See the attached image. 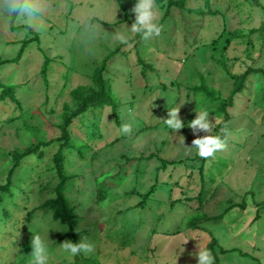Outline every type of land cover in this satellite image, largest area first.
<instances>
[{"label":"rangeland","instance_id":"obj_1","mask_svg":"<svg viewBox=\"0 0 264 264\" xmlns=\"http://www.w3.org/2000/svg\"><path fill=\"white\" fill-rule=\"evenodd\" d=\"M173 1L147 41L127 29L137 0H39L35 30L0 14V60L39 38L0 66V264H32L34 235L48 264L81 239L100 264H198L199 247L264 264V0ZM201 110L225 141L210 158L186 148Z\"/></svg>","mask_w":264,"mask_h":264},{"label":"clouds","instance_id":"obj_2","mask_svg":"<svg viewBox=\"0 0 264 264\" xmlns=\"http://www.w3.org/2000/svg\"><path fill=\"white\" fill-rule=\"evenodd\" d=\"M132 12L135 14V20L130 27H127L129 34L139 35L145 41L160 34L161 26L156 20L154 0H137ZM0 14L12 18L13 22L18 20L34 30L42 26L40 22L42 6L39 0H0ZM119 40L121 43H128L126 35H119ZM178 112L179 110H170V118L164 120L169 128L176 131L184 127ZM197 113L196 118L190 121V127L194 134H197V138L194 139L191 147H185L194 150L201 158H210L225 147V141L222 136L211 134L215 121H210V113L207 110L197 111ZM119 131L122 135H127L132 132V125L124 123ZM201 131L208 134L201 137L198 135ZM32 248V264H48L50 250L41 236L34 235ZM60 248L68 254L70 259L94 250V246L83 239L79 242L65 241ZM194 255L197 257L198 264H214V257L207 249L199 247V251Z\"/></svg>","mask_w":264,"mask_h":264},{"label":"trees","instance_id":"obj_3","mask_svg":"<svg viewBox=\"0 0 264 264\" xmlns=\"http://www.w3.org/2000/svg\"><path fill=\"white\" fill-rule=\"evenodd\" d=\"M185 2H186V0H181V1H173L172 3H173L174 5H177V6L182 7V6L184 5ZM33 41H37V42H39V38L36 36V37H34V38H31V39H25V40L23 41V44H22V46H21V48H20V50H19L17 56H16L15 58H13V59L0 60V66H2V65L5 64V63L18 62V61L22 58V56H23V54H24V52H25L27 46H28L31 42H33ZM243 77H244V76H243ZM203 90H205L206 93L210 94L209 89H203ZM210 95H213V94L211 93ZM230 103H231V102H229V104H230ZM88 108H89V104H88V102H83L81 105L78 106L77 109L72 110V112H71V114L69 115V117H68L66 123H67V122L69 123L71 120H73V118H75V117H77L78 115H80V114L86 112V111L88 110ZM63 138L65 139V142L69 141V135H68V131H67V128H66V127L64 128ZM32 152H33V151H30V150H29V151H26L25 153L21 154L19 157H17V159H16V165L20 162V160H21L22 158H24L25 156H27L28 154H30V153H32ZM161 160H162L163 162H165V163H168V161H167L166 159H161ZM174 162H175V161H174ZM174 162H173V163H174ZM12 172H13V169L11 170V174H12ZM153 191H154V188H152L149 192H147L146 194H144V195H143V196H144V200H146L147 198H149V197L151 196V194L153 193ZM0 192H1V193H11V192H12L11 175L9 176V178H8V182H7L6 184H4V185H0ZM69 224H70V226H71V230L74 231V229H73V224H72L71 222H70ZM75 242H76V240H75ZM215 242H216V241H214V243H215ZM216 260H217V261H216L214 264H219V259H216ZM73 264H100V263H99L96 259H92V258H90V259H83V258H80L79 256H77L76 261H75Z\"/></svg>","mask_w":264,"mask_h":264}]
</instances>
